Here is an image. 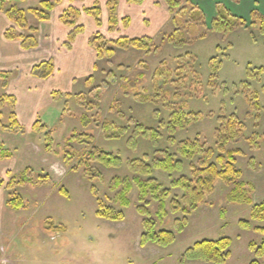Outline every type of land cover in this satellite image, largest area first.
I'll list each match as a JSON object with an SVG mask.
<instances>
[{
  "label": "rangeland",
  "instance_id": "374dc122",
  "mask_svg": "<svg viewBox=\"0 0 264 264\" xmlns=\"http://www.w3.org/2000/svg\"><path fill=\"white\" fill-rule=\"evenodd\" d=\"M154 1L163 11L153 18L154 27L139 36L128 34L123 18L111 28L107 0L57 3L52 16L70 6L81 11L70 18L84 29L87 25L89 42L98 33L108 41L146 37L149 48L110 44L115 55L97 58L87 79L60 96L62 114L53 127L46 125L36 134L25 129V145L5 146L13 162L29 152L42 161L34 155L37 165L28 161L20 170L0 173V264H213L191 257L187 250L203 239L222 237L232 239L225 264L253 260L249 245L261 243L262 234L254 228L264 227V221L251 219L252 205L230 202L233 185L219 179L198 208L185 214L178 179L192 175L191 164L202 149L212 148L215 162L222 136L226 150L239 151L235 166L241 180L249 183L254 202L264 201V191L253 181L264 169V19L237 15L218 0H203L211 1L205 9L197 0H180L172 10L166 0ZM13 4L26 10L39 6L31 0H10L4 9ZM94 5L102 12L97 29L95 19L83 12ZM219 8L227 11L226 18L220 17ZM233 16L241 18L236 25ZM27 17L30 24L37 23L32 13ZM67 41L64 45L71 49ZM5 94L0 84L1 120L9 126L13 108L2 100ZM59 95L55 92V99ZM5 132L15 133L0 127V135ZM181 143H186V154ZM92 146L111 155L109 163H92L97 176L90 178L80 162ZM170 159L172 166L166 170ZM138 180L149 184L144 189ZM9 185L25 198L26 209L6 205ZM123 191L128 205L119 195ZM176 202L178 209L173 208ZM100 207L125 216L117 221L100 217ZM146 219L154 221L156 231H173L175 240L142 244ZM47 221L63 225L65 231H47Z\"/></svg>",
  "mask_w": 264,
  "mask_h": 264
},
{
  "label": "trees",
  "instance_id": "16d2710c",
  "mask_svg": "<svg viewBox=\"0 0 264 264\" xmlns=\"http://www.w3.org/2000/svg\"><path fill=\"white\" fill-rule=\"evenodd\" d=\"M10 0H0V10H3L10 21L14 24L13 27L8 29L5 32V37L7 39H18L21 42V45L24 49H33L38 47L39 45V38H38V31L39 27L37 23L39 21H47L50 20L52 17V11L56 9L57 3L62 2V0H42L39 3V6L33 7L29 10L23 9L17 5H11L10 7L4 9V4ZM25 1V0H21ZM74 1V0H71ZM107 5L109 7V24L111 28L116 27L120 23V18L118 14V6L120 0H107ZM134 3H141L143 0H129ZM168 3V7L172 10L176 6L180 5V0H166ZM83 12L87 15L91 16L95 19L97 26H101V8L98 5L88 6L83 8ZM219 15L221 18L227 17V11L224 8H219L218 10ZM32 13L36 19L37 23L30 24L28 22L27 14ZM70 13H75L76 17L81 14L80 10H77L73 6L68 7L63 11L60 16L61 21L71 28L70 33L68 35V41L66 43L67 47L71 46V43L79 34L83 31V26H78L76 21L70 18ZM235 17V16H233ZM241 18L235 17L234 24L238 23L237 20ZM218 20V19H215ZM131 19L130 17H124L122 19V23L125 27L130 25ZM20 30H27V34H22L18 32ZM150 39L146 37H121L116 41H108L105 38L101 37V34L98 33L95 37V40L90 41V45L94 47L96 51L97 58L104 56H114L115 49L109 46L113 44L120 48H129L134 47L137 49H148ZM96 67V66H95ZM55 72V65L52 60H44L32 67L31 74L34 77L46 79L51 77ZM10 73L5 71H0V78L3 80V86H6L8 83ZM91 79V78H89ZM4 101H10L12 103L13 110L11 111V123L9 126L3 124L1 120V112H0V127L7 129L9 132H22L24 127L19 123L17 120V116L15 113V103L16 99L13 95L5 94L2 97ZM84 123L87 124V119L84 120ZM233 121L231 122V125ZM47 127L46 123L38 120L35 123L34 129H43ZM182 144V143H181ZM186 143L182 144L183 146V153L186 154L188 151L185 149ZM194 145L198 146V143H194ZM47 146L49 149L50 142H47ZM219 154L216 158V161H212V158L215 155V151L212 148L202 149L201 155L198 158L196 163L191 164L192 168V175L189 176H182L178 179V185L183 190L182 201L183 207L182 210L185 214H190L194 211L200 203L204 201L205 196L208 193H212L215 187V182L219 179L223 180L225 183L229 185H233L231 192L228 195V200L234 203H246L252 205L251 210V219L256 221H264V201L260 203H255L251 192L248 188L249 183L246 181L241 180L242 173L239 169L235 166L236 163V154L239 151L233 150H226L225 143L219 142ZM188 148V147H187ZM189 150L192 148L189 147ZM12 153L3 147L0 144V158H9L11 157ZM111 154L103 149L96 148L94 146L90 148H86L82 153L81 157V165L84 164L86 174L92 178L97 176L96 169L92 168V163L95 161L101 162H110L108 160V156ZM68 156V155H66ZM192 156V154H190ZM71 156H68V159ZM172 161L171 159L167 162V168L171 167ZM164 163H159V166H163ZM92 170V172H91ZM26 181V179H24ZM143 188H146V185L149 182H142L139 181ZM126 186L129 187L128 182H125ZM8 196L6 199V205L15 211H21L28 207L25 198L22 194L18 192H14L11 190V186H7ZM146 191V190H145ZM155 191V190H153ZM65 193V192H63ZM125 191L119 194L122 197L123 203L128 205L129 202L127 197L125 196ZM164 203L161 204V212L164 214ZM180 207L179 202L173 203V208L178 209ZM139 211L142 214H146L147 210L143 207H139ZM98 214L100 217L107 218L109 220H122L125 216L124 212L117 211L111 207H100L98 210ZM48 225L45 226V229L50 232L55 231H65V227L63 225H54L53 222L47 221ZM241 224L245 227H251L250 222L242 221ZM144 225L147 228L146 234L142 237V244H145L147 241H155L160 245H168L175 240V233L171 230H160L156 231L153 229L154 221L152 220H144ZM254 230L260 234H262V241L261 243H251L249 245L250 250L254 253V258L250 262V264H263L260 259H264V227H255ZM232 239L229 237H222L219 239H203L201 241L196 242L191 248L187 250V253L193 258H200L204 259L213 264H225L228 259L231 257L232 251Z\"/></svg>",
  "mask_w": 264,
  "mask_h": 264
},
{
  "label": "crops",
  "instance_id": "0c3cea01",
  "mask_svg": "<svg viewBox=\"0 0 264 264\" xmlns=\"http://www.w3.org/2000/svg\"><path fill=\"white\" fill-rule=\"evenodd\" d=\"M31 1L39 4L42 0ZM65 1L71 2V0H62L60 4ZM78 1L81 0H74V3ZM153 2L155 1L143 0L141 3H134L129 0H120L119 18L130 17L131 19L130 25L124 27L129 35L139 36V32H147L154 27L153 18H157L163 10L161 6L156 5L157 2H155L156 4ZM196 2L200 4L202 9H205L209 5L207 3L211 1L197 0ZM219 2L225 4L229 10L237 13V15L252 16V14H258L264 19V0H218ZM60 16V14L54 15L50 20L37 23L39 45L27 50L22 47L18 39L5 37V32L14 24L3 10L0 11V71L10 73L7 85L3 86V80L0 81V84L6 94L13 95L16 99L15 113L19 123L24 127V130L30 128L31 133L34 134H36L34 126L38 120L53 127L54 123L61 118L62 112L58 104V102H62L60 96L64 97V93L72 92L78 81L87 79L95 68L97 60L96 51L89 42L87 25L82 32L77 34L71 49L65 47L64 43L68 39L71 28L61 21ZM88 19L93 20L91 16ZM155 23L157 25L158 20ZM94 27L97 29L95 21ZM44 60L54 62V74L46 79L34 77L31 74L32 67ZM55 92L60 94L59 100L55 99ZM16 142L19 146H23V143L26 144L21 132H5L0 135V144L4 148L15 145ZM20 143L22 144L20 145ZM6 149L9 150V148ZM34 155L36 156L35 159L39 162L42 161L37 158L41 157L34 152H29L25 159L18 157L14 162L10 158L4 159L6 162L0 160V163H3V167H5V170H0V173L13 169L20 170L21 165L28 163V161L30 166L37 165V160H32ZM26 159L27 162H24ZM254 180H256L254 185L261 187L264 191V169L257 171Z\"/></svg>",
  "mask_w": 264,
  "mask_h": 264
},
{
  "label": "built area",
  "instance_id": "2783aa9c",
  "mask_svg": "<svg viewBox=\"0 0 264 264\" xmlns=\"http://www.w3.org/2000/svg\"><path fill=\"white\" fill-rule=\"evenodd\" d=\"M2 262L6 263V262H7V260H6V259H4V260H2Z\"/></svg>",
  "mask_w": 264,
  "mask_h": 264
}]
</instances>
